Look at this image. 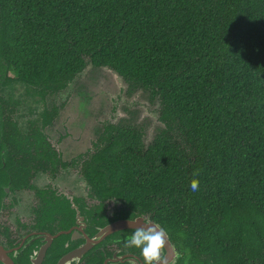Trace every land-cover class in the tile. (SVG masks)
I'll return each mask as SVG.
<instances>
[{"label": "trees", "instance_id": "obj_1", "mask_svg": "<svg viewBox=\"0 0 264 264\" xmlns=\"http://www.w3.org/2000/svg\"><path fill=\"white\" fill-rule=\"evenodd\" d=\"M0 58L49 90L108 66L158 100L147 148L130 126L95 143V193L196 264H264V0H0Z\"/></svg>", "mask_w": 264, "mask_h": 264}, {"label": "flooded vegetation", "instance_id": "obj_2", "mask_svg": "<svg viewBox=\"0 0 264 264\" xmlns=\"http://www.w3.org/2000/svg\"><path fill=\"white\" fill-rule=\"evenodd\" d=\"M68 87L42 89L6 75L0 63V264H142L139 250L124 246L134 228L120 224L136 212L115 196L99 197L85 172L98 139L103 146L127 123L104 126L89 151L73 156L68 131L55 128ZM179 255L177 264H196Z\"/></svg>", "mask_w": 264, "mask_h": 264}, {"label": "rangeland", "instance_id": "obj_3", "mask_svg": "<svg viewBox=\"0 0 264 264\" xmlns=\"http://www.w3.org/2000/svg\"><path fill=\"white\" fill-rule=\"evenodd\" d=\"M88 88L92 94L85 105L87 100L82 99L84 93L81 91ZM62 98L67 102L55 128L64 132L62 127H65L68 131L64 143L73 156L92 148L104 122L115 126L127 123L125 126L141 128L146 143H150L164 129V123L160 121L158 100L151 101L148 94L142 91L130 93L124 80L99 68L88 66L85 72L73 80L58 101L62 102ZM80 107L84 111L80 112ZM84 117L86 120H83Z\"/></svg>", "mask_w": 264, "mask_h": 264}, {"label": "clouds", "instance_id": "obj_4", "mask_svg": "<svg viewBox=\"0 0 264 264\" xmlns=\"http://www.w3.org/2000/svg\"><path fill=\"white\" fill-rule=\"evenodd\" d=\"M199 173H194L198 175ZM199 180L193 179L190 182L192 192L199 191ZM137 220L129 219L128 223H135ZM120 243V241H116ZM125 248H135L139 250L142 264H174V259L169 258L167 247L170 246L169 234L159 223L150 220L143 221V226L134 228L132 234L124 243ZM174 258L178 254L173 249ZM127 264H137L135 258L129 259Z\"/></svg>", "mask_w": 264, "mask_h": 264}, {"label": "water", "instance_id": "obj_5", "mask_svg": "<svg viewBox=\"0 0 264 264\" xmlns=\"http://www.w3.org/2000/svg\"><path fill=\"white\" fill-rule=\"evenodd\" d=\"M88 66H92V67H94L92 64H87V66H86V68L83 70V71H81L78 75H81L83 72H85V70L87 69V67ZM94 68H97V67H94ZM99 69H101V70H104V71H106V72H108V73H111V74H113L114 76H117L119 79H122V80H124L117 72H115L114 70H112L110 67H108V66H102V67H98ZM77 75V76H78ZM125 81V80H124ZM89 89V88H88ZM88 89H83L81 92L82 93H84L83 95H84V97L82 98V95H80V97L84 100V101H86L87 100V103H85V105H87L88 104V102H89V99H90V94H92V92L90 91V89L88 90ZM101 95V94H100ZM87 97V98H86ZM84 103L82 104V106L84 105ZM81 111H84V108L83 107H80V112ZM114 111H115V109H114ZM83 120H86V117H84V119ZM100 125H102V124H100ZM109 125V123H107V122H104V124L102 125V128L105 126V127H107ZM101 127V126H100ZM163 128L165 129L166 128V126H165V124H164V126H163ZM101 131H102V129H101ZM155 139V138H154ZM154 139L150 142V143H146L145 141H144V144H145V146H146V148L150 145V144H152L153 143V141H154ZM121 204H123L122 202H121ZM135 220H137L135 223H132L131 224V227H133V228H136V227H141V226H143V221H146V220H150V221H152L153 223H156V222H154L151 218H150V216H148V215H146V214H139V213H136V217H135ZM121 226H127L128 228H129V224L130 223H128V221H122L121 223ZM119 225V224H118ZM116 225H111V226H108V227H106V228H104L103 230H101L102 232H101V235H104V236H106L108 233H112L113 232V230L115 229L114 227H115ZM169 240H170V246H168L167 247V250L169 251V254H170V259H174V264H177L176 262H177V259L180 257V255H179V252H178V250H177V248H176V246H175V244L171 241V239H170V236H169ZM175 250V253L176 254H178V258H174V254H173V251L172 250Z\"/></svg>", "mask_w": 264, "mask_h": 264}]
</instances>
